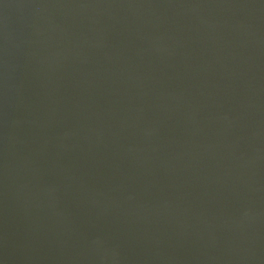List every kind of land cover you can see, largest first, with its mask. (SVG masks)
<instances>
[{"label":"water","instance_id":"95a60500","mask_svg":"<svg viewBox=\"0 0 264 264\" xmlns=\"http://www.w3.org/2000/svg\"><path fill=\"white\" fill-rule=\"evenodd\" d=\"M0 264H264V0H0Z\"/></svg>","mask_w":264,"mask_h":264}]
</instances>
